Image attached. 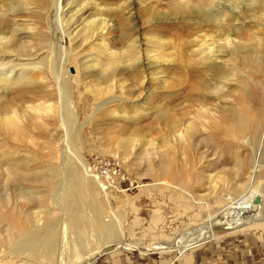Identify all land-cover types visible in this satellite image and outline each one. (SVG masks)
<instances>
[{"label":"rangeland","instance_id":"374dc122","mask_svg":"<svg viewBox=\"0 0 264 264\" xmlns=\"http://www.w3.org/2000/svg\"><path fill=\"white\" fill-rule=\"evenodd\" d=\"M200 1L65 0L75 28L68 38L52 0H0V11L12 7L3 31L13 47L39 46L32 32L46 38L42 47L59 44L74 111L69 125L55 122L59 95L49 82L0 89V264H57L64 233L65 264L104 248L90 264H264V221L169 249L219 222L249 187L244 167L264 150V30L256 28L264 0L240 6L243 24L224 28L237 39L208 61L195 53L198 41L223 32L216 7ZM98 18L106 29L90 38L83 26ZM45 99L51 112L28 106ZM8 116L16 125L4 124ZM95 157L118 162L131 186L118 192V180L119 189L103 191L87 169ZM259 163L252 185L264 192V154ZM64 179L75 184L66 195L81 209L76 220L55 205Z\"/></svg>","mask_w":264,"mask_h":264},{"label":"bare ground","instance_id":"6f19581e","mask_svg":"<svg viewBox=\"0 0 264 264\" xmlns=\"http://www.w3.org/2000/svg\"><path fill=\"white\" fill-rule=\"evenodd\" d=\"M260 1L262 2V0H202L200 1L199 4L202 2L205 7L206 6L216 7V14L214 13L215 17L213 18V22L216 21L215 28L217 29V32L222 31L223 35L221 34V37L217 41L213 37H207V36L206 38H208V40L198 41L199 44L197 45V49L195 53L200 55L203 61H208L212 57H214L216 53L218 54L219 52H221L220 50L222 49V46L225 43L226 45H233L234 39H237L236 36L234 39L230 38L231 37L230 33L225 32L224 28L228 27L231 30V33L237 32V27H238L237 25L241 26L243 24L242 22H239V18L237 17V15H239L238 10H240V6L244 8L256 7L255 6L256 3ZM64 2L65 0H52L53 11H54L53 17H54V21L56 22V24L60 26L59 28L63 29L62 34H64V36L69 38L73 36L72 32L75 28H71L73 25L72 16H68L67 13L69 12H66L63 10L64 7L66 6V4L63 5ZM22 6L27 7L26 4ZM31 6L29 8L30 12L32 11V9H35V11H37L36 7L31 8ZM181 6H184V5L181 4ZM185 6L186 8L188 7L190 8L188 4H185ZM4 7L7 9L6 10L4 9V11H0L1 13L0 14V89H7L13 86H21V87L28 86L33 83L42 85L44 84V82H49L50 84H52L49 87L53 88L52 90H49L50 93L59 95L58 98L56 97V99L58 100L57 102L58 106L56 109L58 117L55 118L56 119L55 122H63V123L65 122L67 125H69L74 118V113H73L74 111H73V105L69 102L68 97L66 96L67 89H66V86L64 85V80L66 81V78L68 80V77L66 76H69V75L68 73H66L67 68L65 67V64H64L65 62H63L62 64L61 72H58L60 70H57L56 55H57V51L60 50L59 44H56V43L53 45L48 44L47 47H44V46L42 47L41 45L47 42L46 38L43 37L42 34L38 32H32L31 34L34 35L33 37H35V40H37L36 42L39 44L40 47L31 46L30 48L31 50L28 52L23 50V48H19L15 46L13 47L12 37L6 34L7 33L5 32L6 30L3 31V29H5V27L7 26L4 17L10 13L12 14V10H11L12 7L8 4L4 5ZM260 8H261V11L258 13L259 15L258 20L262 22L264 21V6L260 5ZM99 10L101 14H105V12L109 11L108 8H101ZM228 17H230L229 20H228ZM224 21L226 22L230 21L231 24L233 23L235 25L232 26L233 24L232 25L223 24ZM106 26H107V23H105V18H98L96 20L94 19V20L85 22L83 27L89 32L90 38H93V37L96 38L98 34H100L102 31L106 29ZM259 27H261L262 29ZM256 28H257V32L262 33L264 30V23L257 24ZM29 30L33 31L34 28L29 29ZM259 41H262V40L260 39ZM60 73L62 75H65L66 78L64 77L62 78L61 77L62 75L59 76ZM49 97H52V96H49ZM48 100L50 99H45L41 103H38L35 106L34 105L32 106L28 105V106H30L29 108L31 110H34L35 113L41 112V113L46 114L49 111L51 112V109H53L52 106L46 104L48 103ZM11 116L2 118L6 126H9V125L11 126L15 124L16 117L13 118ZM19 116L20 115H18L17 117L19 118ZM22 117L21 119H23ZM17 127H18V124H17ZM243 145L248 146V143L246 144L245 142H243ZM67 151L68 149H66V151L64 152V156H63L64 160L68 156ZM263 152L264 150L262 148L257 150L256 153L254 154L253 159H251L250 163L244 167V170L247 171L249 187L247 191H245L243 196L239 197L234 202H231L229 206H227L221 213H219V216H220L218 219L219 222L216 221V223L214 224L209 223V225L206 226V228L202 229V233L200 236L192 240H188V239L182 240L175 247H172L169 249L180 248L183 246L187 247L190 245H196L199 242L203 241L205 238H208V236H210L209 238H211L214 235L215 231L216 232L217 231H229L237 227H244L252 223L264 221V192H259V189L256 188L254 185H252V183L255 182V178L259 171V168H260L259 161H260L261 156L264 154ZM63 162H64V165L67 167L68 165L67 162L66 161H63ZM65 181H67L69 185L67 189L63 188L65 186L63 185ZM68 181L69 180L64 179L63 183H61L62 191L59 190V192L56 193L58 200L56 201L55 205L59 207L61 206L63 207L64 205L70 207L69 208V212L71 214L70 219L76 220L72 216L75 215L77 211H81V209L79 210L77 209V206H76L77 204L74 201H67L70 198L67 197L66 190H69V189L72 190V187L75 186L73 182L69 183ZM85 183H87V181ZM84 184L83 182H81L82 187L86 189L88 185H84ZM73 190H76V189H73ZM256 197H259L261 200L260 204L258 205L253 204V200ZM67 230H68V227H67ZM106 230L108 231V233H111L110 229H106ZM65 237H66V233H64V236H63V242L61 246L62 248L59 254V261L57 264H65L64 256H63L64 255L63 249L65 245L64 242L66 240ZM48 241L50 242V240ZM19 244L23 251V248L26 247V245L24 244L23 241H21ZM105 250L106 248L96 250V251L94 250L93 253H90L89 255H87L83 259V261H81L80 264H90L99 254H101Z\"/></svg>","mask_w":264,"mask_h":264},{"label":"built area","instance_id":"2783aa9c","mask_svg":"<svg viewBox=\"0 0 264 264\" xmlns=\"http://www.w3.org/2000/svg\"><path fill=\"white\" fill-rule=\"evenodd\" d=\"M87 167L103 191L119 189L116 184L118 180L125 184L122 189L117 190L118 192L126 191L127 183L131 186V181H128L127 176L121 172L120 166L115 160L95 157Z\"/></svg>","mask_w":264,"mask_h":264},{"label":"crops","instance_id":"0c3cea01","mask_svg":"<svg viewBox=\"0 0 264 264\" xmlns=\"http://www.w3.org/2000/svg\"><path fill=\"white\" fill-rule=\"evenodd\" d=\"M199 252H201L204 256H206V260H210V258L211 257H209L208 255L209 254H212L211 252H210V249L209 248H203L202 250H199ZM207 252H210V253H207ZM216 252H214L213 253V257H212V262H215L216 263V254H215ZM104 262H102V264H103ZM109 263H112V261L110 262H106V264H109ZM117 264H126L125 262H123V261H121V262H119V261H117ZM159 264H169V262H163V263H161V262H159Z\"/></svg>","mask_w":264,"mask_h":264},{"label":"water","instance_id":"95a60500","mask_svg":"<svg viewBox=\"0 0 264 264\" xmlns=\"http://www.w3.org/2000/svg\"><path fill=\"white\" fill-rule=\"evenodd\" d=\"M260 202H261V200H260L259 197H256V198H254V200H253V204H254V205H258V204H260Z\"/></svg>","mask_w":264,"mask_h":264}]
</instances>
